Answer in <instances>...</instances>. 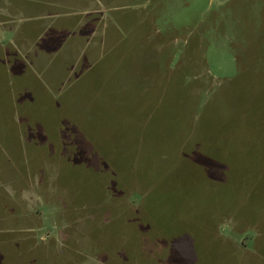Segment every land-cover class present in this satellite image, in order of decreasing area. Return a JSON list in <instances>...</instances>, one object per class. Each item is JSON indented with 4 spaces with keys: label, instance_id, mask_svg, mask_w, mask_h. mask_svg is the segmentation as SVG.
I'll list each match as a JSON object with an SVG mask.
<instances>
[{
    "label": "rangeland",
    "instance_id": "rangeland-1",
    "mask_svg": "<svg viewBox=\"0 0 264 264\" xmlns=\"http://www.w3.org/2000/svg\"><path fill=\"white\" fill-rule=\"evenodd\" d=\"M123 14L111 51L0 59V264H264V0Z\"/></svg>",
    "mask_w": 264,
    "mask_h": 264
},
{
    "label": "crops",
    "instance_id": "crops-1",
    "mask_svg": "<svg viewBox=\"0 0 264 264\" xmlns=\"http://www.w3.org/2000/svg\"><path fill=\"white\" fill-rule=\"evenodd\" d=\"M131 0H0V59L11 75H22L39 62L57 69V54H82L88 48L111 51L128 16L118 15ZM88 54L98 53L93 50ZM6 50L7 53L3 54ZM55 54L50 58V55ZM91 56V55H90Z\"/></svg>",
    "mask_w": 264,
    "mask_h": 264
}]
</instances>
